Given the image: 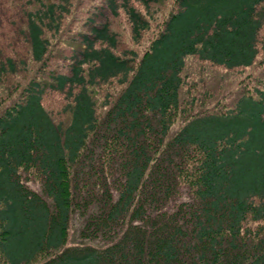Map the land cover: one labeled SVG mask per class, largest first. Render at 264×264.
<instances>
[{
	"label": "trees",
	"instance_id": "trees-1",
	"mask_svg": "<svg viewBox=\"0 0 264 264\" xmlns=\"http://www.w3.org/2000/svg\"><path fill=\"white\" fill-rule=\"evenodd\" d=\"M23 2L0 264H264V0Z\"/></svg>",
	"mask_w": 264,
	"mask_h": 264
},
{
	"label": "rangeland",
	"instance_id": "rangeland-1",
	"mask_svg": "<svg viewBox=\"0 0 264 264\" xmlns=\"http://www.w3.org/2000/svg\"><path fill=\"white\" fill-rule=\"evenodd\" d=\"M77 1L83 2L85 0ZM19 5L20 7L25 5L23 0H0V48H3L6 53L14 52L17 55H25L23 42L14 38L21 36L18 30L22 27L21 15L23 12ZM9 16L17 18V20H12ZM81 222V215L74 213L70 224L69 242L78 241V230Z\"/></svg>",
	"mask_w": 264,
	"mask_h": 264
}]
</instances>
